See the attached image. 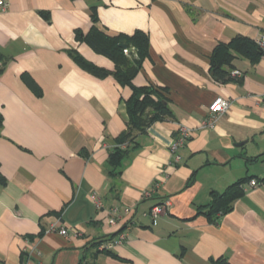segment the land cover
<instances>
[{"label":"crops","instance_id":"1","mask_svg":"<svg viewBox=\"0 0 264 264\" xmlns=\"http://www.w3.org/2000/svg\"><path fill=\"white\" fill-rule=\"evenodd\" d=\"M9 3L0 14V264H264V55L237 57L235 80L211 74L219 43L264 32V0ZM94 11L110 36H149L134 84L167 88L173 112L138 136L118 169L109 156L127 128L132 91L74 59L114 70L83 40ZM219 98L230 109L204 127ZM181 126L192 137L175 163L170 145ZM246 178L258 186L247 182L231 212H198L213 192ZM166 199L170 209L153 224L146 215ZM61 227L82 235L66 238ZM121 234L112 250L98 249Z\"/></svg>","mask_w":264,"mask_h":264},{"label":"trees","instance_id":"2","mask_svg":"<svg viewBox=\"0 0 264 264\" xmlns=\"http://www.w3.org/2000/svg\"><path fill=\"white\" fill-rule=\"evenodd\" d=\"M92 18L94 25L83 40L96 53L110 59L114 63V70L110 72L96 67L79 54L74 55L75 61L97 77L112 75L122 87H129L132 91L131 97L126 101L127 128L117 139V147L109 156L110 165L118 169L131 145L137 143L138 136L146 132L153 123L171 119L173 112L167 88L154 85L138 87L134 84V79L149 56V36L142 31H137L131 36L123 34L110 36L97 27L98 19L95 11ZM263 55L255 41L248 37L236 36L227 43H219L211 56L212 77L220 83L235 80L236 76L232 74V71L237 57L256 63ZM25 79L31 86H35L29 77L25 76ZM1 126L2 117L0 116V129ZM2 180L0 177V183L3 182ZM250 181V178L242 179L228 187L223 193L213 192L210 203L205 207H200L198 212L212 219L228 214L232 211L236 200L244 195V187ZM103 242L101 240L96 245L99 246ZM107 252L104 251V253ZM216 264H229V262L220 259Z\"/></svg>","mask_w":264,"mask_h":264},{"label":"built area","instance_id":"3","mask_svg":"<svg viewBox=\"0 0 264 264\" xmlns=\"http://www.w3.org/2000/svg\"><path fill=\"white\" fill-rule=\"evenodd\" d=\"M10 7L9 0H0V14L5 13ZM256 45L260 49V51L264 54V32L261 33L257 39L255 40ZM236 74V73H235ZM264 99V95L261 97ZM231 106V102L226 99H216L210 106H209V115L207 119L204 121L203 125L204 127H211L215 124L217 119L224 115ZM192 137V131L188 129L187 127L181 126L178 129V133L175 137V139L172 141L170 145V150L174 156V162L179 163L181 158L178 154L179 150L183 148L186 143L191 139ZM159 184L155 183L148 191L145 192L144 197L150 198L155 190L158 188ZM248 186L253 188L257 187L258 183L256 180H251L248 183ZM247 185L244 187V190L246 191ZM91 199L98 209H102V201L101 199L96 195L93 194L91 196ZM171 207V201L169 199H166L162 202V204L154 206L149 213L146 215L149 217L153 224H155L161 216H163ZM119 212L118 209H113L112 213L117 214ZM110 223H114L113 219L109 220ZM59 233L66 237V238H72V237H80L82 234L78 231H69L65 227H61L59 230ZM125 240V235L121 234L115 238H110L109 240L103 242L98 246V249L102 252L104 251H110L112 250L116 245L121 244Z\"/></svg>","mask_w":264,"mask_h":264},{"label":"water","instance_id":"4","mask_svg":"<svg viewBox=\"0 0 264 264\" xmlns=\"http://www.w3.org/2000/svg\"><path fill=\"white\" fill-rule=\"evenodd\" d=\"M242 144H238L237 146H241Z\"/></svg>","mask_w":264,"mask_h":264}]
</instances>
